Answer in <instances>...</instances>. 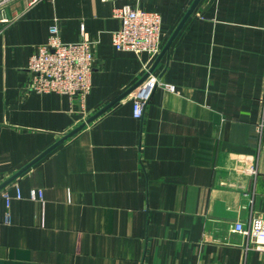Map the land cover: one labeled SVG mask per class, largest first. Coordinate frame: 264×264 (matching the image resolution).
<instances>
[{"label":"crops","instance_id":"1","mask_svg":"<svg viewBox=\"0 0 264 264\" xmlns=\"http://www.w3.org/2000/svg\"><path fill=\"white\" fill-rule=\"evenodd\" d=\"M194 1L0 6V185L146 73L160 81L141 119L130 92L0 190V264H264L232 232L264 218V0H199L162 54ZM122 5L160 14L159 54L112 46ZM52 26L94 44L83 98L27 90Z\"/></svg>","mask_w":264,"mask_h":264},{"label":"built area","instance_id":"2","mask_svg":"<svg viewBox=\"0 0 264 264\" xmlns=\"http://www.w3.org/2000/svg\"><path fill=\"white\" fill-rule=\"evenodd\" d=\"M13 0H0V6ZM36 0H32L35 2ZM114 2L117 0H101ZM139 2L140 0H123ZM112 16L120 23L117 31L112 33V46L117 50L133 51L157 55L161 51V16L158 12L134 8L130 5L114 7ZM94 44L89 40L76 43L61 42L56 26L49 31L45 44L39 45L32 54L28 72L30 82L27 90L35 93H57L65 96L83 98L90 88V76L94 63ZM159 79L151 73L131 91L132 115L141 119L145 108ZM31 198L41 199L40 191H31ZM7 206L10 197L2 193ZM9 220L6 215V221ZM232 232L241 234L246 239V247L264 251V218H255L245 226L235 222Z\"/></svg>","mask_w":264,"mask_h":264},{"label":"water","instance_id":"3","mask_svg":"<svg viewBox=\"0 0 264 264\" xmlns=\"http://www.w3.org/2000/svg\"><path fill=\"white\" fill-rule=\"evenodd\" d=\"M199 2V0H195L194 3L192 4V6L190 7V9L188 10V12L185 14L184 18L182 19V21L180 22V24L178 25L177 29L174 31L173 35L171 36V38L169 39L168 43L166 44V46L164 47V49L162 50V54H164L167 49L169 48V45L171 44L173 38L175 37V35L177 34V32L180 30V28L182 27V25L185 23V21L187 20V18L189 17V15L193 12L196 4ZM212 0H210L209 5L211 4ZM208 5V6H209ZM161 56V55H160ZM149 73H146V75L144 77H142L135 85L134 87H132L131 89H129L126 93H124L123 95H121L120 97H118L115 101H113L112 103H110L109 105H107L105 108H103L102 110H100L98 113H96L94 116H92L90 119H88L84 124L80 125L79 127H77L75 130H73L71 133L65 135L64 137H62V139H60L53 147H51L49 150L45 151L40 157H38L35 161H33L32 163H30L29 165H27L24 169H22L21 171H19L18 173H16L15 175H13L10 179H8L7 181H5L4 183H2L0 185V190L2 188H4L8 183L12 182L15 178H17L21 173H23L26 169H28L30 166H32L35 162H37L39 159H41L43 156H45L46 154H48L50 151H52L55 147H57L59 144L63 143L65 140H67L68 138H70L71 136H73L75 133H77L86 123L91 122L92 120H94L95 118H97L99 115H101L104 111H106L107 109H109L115 102L119 101L120 99H122L123 97H125L128 93H130L133 89H135L138 84H140V82H142Z\"/></svg>","mask_w":264,"mask_h":264}]
</instances>
